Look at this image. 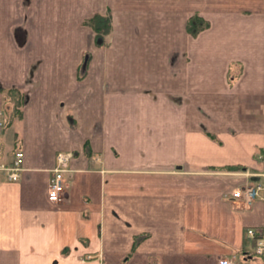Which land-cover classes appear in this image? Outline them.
I'll return each mask as SVG.
<instances>
[{"label": "crops", "instance_id": "0c3cea01", "mask_svg": "<svg viewBox=\"0 0 264 264\" xmlns=\"http://www.w3.org/2000/svg\"><path fill=\"white\" fill-rule=\"evenodd\" d=\"M49 1L111 12L112 31L98 48L78 20L31 22L22 58L0 23V264H264L248 235L264 202L230 194L264 180V0ZM59 153L72 157L53 202Z\"/></svg>", "mask_w": 264, "mask_h": 264}, {"label": "rangeland", "instance_id": "374dc122", "mask_svg": "<svg viewBox=\"0 0 264 264\" xmlns=\"http://www.w3.org/2000/svg\"><path fill=\"white\" fill-rule=\"evenodd\" d=\"M48 0L45 2V0H0V23H4V25L7 24H14V32L18 35V41L20 42V46L18 48L19 54L21 57H26L29 55L28 53L32 50L30 47V44L28 42L25 29L28 30L31 22H41L42 19L55 21L58 24H65L66 22H69V20H78L81 22L86 28L91 31V34L89 33L90 44H94V46L98 48H106L109 45V39L108 36L111 33V31L101 37H98L96 35L95 30L92 28L90 23H88V19L93 17L95 14H102L107 15L111 14V12L107 13H95L92 12H78L73 10L68 4H58V5H51ZM69 2V0H67ZM112 17V16H111ZM14 20V23H11V21ZM2 29V32L0 33V39H5L9 36L7 31L8 28L4 26ZM20 32V35L19 33ZM8 40H5V53L11 54L13 51L9 44H7ZM67 47L64 48L63 52L74 56V50L76 51L81 44H76L73 48L72 45L66 44ZM65 46V45H64ZM3 45L1 46L2 49ZM2 51V50H1ZM62 50H57V52H61ZM15 52L18 53L17 49H15ZM71 52V53H70ZM92 52L93 50L89 47H85L83 52V61L82 64L79 67V72L81 74H84V76L87 74L88 70L91 68V59H92ZM70 56V57H71ZM10 106L7 107V109L10 110ZM78 122L77 120H75ZM20 151V150H18ZM17 153V152H16ZM16 155V154H15ZM24 164V163H23ZM9 166V165H6ZM66 176V175H65Z\"/></svg>", "mask_w": 264, "mask_h": 264}, {"label": "built area", "instance_id": "2783aa9c", "mask_svg": "<svg viewBox=\"0 0 264 264\" xmlns=\"http://www.w3.org/2000/svg\"><path fill=\"white\" fill-rule=\"evenodd\" d=\"M24 152L17 151L11 165H3L2 168L7 172L8 178L12 181L20 179L21 171L24 163ZM72 155L70 153L58 154V165L53 169V176L48 186V197L53 202L63 200L65 196V182L68 175L69 161ZM264 176V173L262 174ZM230 194L234 197L241 198L247 205L251 206L256 200L260 199L264 202V180L247 182L243 186L230 190ZM248 235L256 239V252L264 254V223L259 226L250 227ZM219 264H237L234 259L220 257Z\"/></svg>", "mask_w": 264, "mask_h": 264}, {"label": "trees", "instance_id": "16d2710c", "mask_svg": "<svg viewBox=\"0 0 264 264\" xmlns=\"http://www.w3.org/2000/svg\"><path fill=\"white\" fill-rule=\"evenodd\" d=\"M88 23L92 26L95 30L96 35L101 37L107 33H109L112 29V17L111 14L102 15V14H95L93 17L88 19ZM208 23L204 21L203 18L196 16L190 18L188 22V30L192 34H197L200 30L206 27ZM3 90V89H1ZM4 91V90H3ZM9 92V96L11 97V101L15 102L14 110L15 112L19 111L17 105H22L24 102V95L18 89H10L7 90ZM14 112V113H15Z\"/></svg>", "mask_w": 264, "mask_h": 264}]
</instances>
